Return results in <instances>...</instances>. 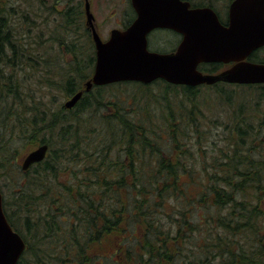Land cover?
I'll return each mask as SVG.
<instances>
[{
	"label": "trees",
	"instance_id": "trees-1",
	"mask_svg": "<svg viewBox=\"0 0 264 264\" xmlns=\"http://www.w3.org/2000/svg\"><path fill=\"white\" fill-rule=\"evenodd\" d=\"M0 3V192L26 243L18 264H102L103 244L115 234L133 240L137 225L143 240L118 245L113 259L264 264V84L120 82L67 109L57 92L83 90L96 62L82 0L60 13L49 37L32 0ZM258 55L251 60L264 63ZM202 106L216 130L201 124ZM208 132L221 134L219 146L199 141ZM41 144L46 158L23 170L22 149Z\"/></svg>",
	"mask_w": 264,
	"mask_h": 264
},
{
	"label": "water",
	"instance_id": "water-1",
	"mask_svg": "<svg viewBox=\"0 0 264 264\" xmlns=\"http://www.w3.org/2000/svg\"><path fill=\"white\" fill-rule=\"evenodd\" d=\"M136 19L124 30L114 29L107 41L98 34L89 0L87 24L96 45V65L92 85L104 86L122 81L150 84L163 79L171 84L198 86L219 81L230 84H264V63L248 60L264 47V0H233L229 7V25L223 26L210 7L190 8L182 0H131ZM157 28H170L184 38L173 53H158L148 48V35ZM202 62H236L219 74H203ZM79 91L66 103L73 108L81 99ZM48 144L29 152L22 163L28 170L42 162ZM26 249L21 235L9 223L0 192V264H18Z\"/></svg>",
	"mask_w": 264,
	"mask_h": 264
},
{
	"label": "rangeland",
	"instance_id": "rangeland-1",
	"mask_svg": "<svg viewBox=\"0 0 264 264\" xmlns=\"http://www.w3.org/2000/svg\"><path fill=\"white\" fill-rule=\"evenodd\" d=\"M67 1L69 2L68 4H67ZM72 1H74V0H32V3H33V7L31 8L32 14L34 17H37L36 22L39 25L42 23L39 30L43 29V32H45V35L49 37V34L51 33L49 31V28H50V30H52L53 28H55V26H59V24L61 23L60 13L62 11L64 12L65 10H67L69 8L68 6L73 4ZM89 1H90V5H91V12L93 13V15L95 17V21H94L95 28H96L97 32L101 35V37L105 40L109 38L112 30L117 29V28L119 29L122 27L121 23L123 22L124 18H128L124 14L127 11L129 13V15L132 13L131 6H130V0H89ZM232 1L233 0H215L214 1V5H215L214 7L217 8L221 12H225V9H224L225 6L227 4H230V2H232ZM0 2H1V0H0ZM57 2H58V4H57ZM82 2H83V9L85 10V21H84V23L87 25L86 3H85V0H82ZM55 3L57 5H55ZM0 5H1V3H0ZM23 7L26 8L27 5L23 4ZM41 7H43L42 8L43 10L40 9ZM47 7H49V8L52 7V9L50 10V12H47V15L45 16V18L42 19V18L38 17L41 12L43 13L45 10H48ZM130 17H131V15H130ZM124 22H128V21H124ZM63 25L69 26V24L65 21H63ZM71 28L73 30L78 29L77 27H71ZM156 38H158V34H156V36L154 37L155 41H156ZM154 40H152L151 47L157 46L155 44ZM54 53H57L56 50H54ZM257 54H259L257 58H264V50H259L257 52ZM128 87L129 86H126V88H128ZM84 88H85V85H84ZM229 88H231V87H229ZM156 90H157V88L154 87V91H156ZM57 93L59 94L58 99H57L58 105L63 104L65 107V102L67 100H69L70 97H67L62 92H57ZM207 98H209V97H207ZM227 108L228 107L225 106L223 108L221 107L220 109L222 111H225ZM202 110H203L204 114L203 115L199 114L200 115L199 118L202 120L201 124L203 125V127H206L209 125L211 127V129L216 130L217 127L210 123V119L214 120L215 118L210 115V111H209L208 107L202 106ZM218 118H220V117H218ZM225 120L226 119H222V122H225ZM202 125H201V127H202ZM224 127L225 126L223 124L218 125V128H224ZM225 130H226V127H225ZM210 134L211 133L208 132V135H205V133H204L203 137L199 136V141L201 140V138H202V140H206V139L213 140L214 137ZM220 139H221V134L220 135L215 134L214 140L218 143V146L220 145ZM188 143L189 144H187V145H189V146L187 147V149L193 151L194 148L190 147V146H192L193 141L191 144H190V141H188ZM18 146H19V144H18ZM36 147L37 146H35V145L34 146L29 145L28 147H25V148L22 147L23 148L22 153L18 158L21 165L23 163L25 156L29 152L34 150ZM189 155L190 154H187V156H189ZM192 156H194V159L196 158L195 162L193 163V166L195 165L197 167H201V163H199L201 161V159L199 158L198 153L197 152L193 153ZM185 179H187V178L185 177ZM194 192L196 193V189L194 190ZM172 208L173 207L170 205V203L167 202L166 211L170 212V210ZM166 220L169 221V219H166ZM133 233H134L133 240L124 239L123 234H115L112 236V239L110 241L105 242L103 244L101 252H102V254L108 255V257L105 258V260L103 261L102 264H132L133 261H129V263H128L124 259V256H122V254L115 259L112 258L111 254L116 252L118 245L125 243V241H127V240L130 242H136L139 239L141 241L143 240V237H142L143 228L140 225H137L133 228L132 234ZM136 237L138 239H136ZM129 258L133 259V257H129Z\"/></svg>",
	"mask_w": 264,
	"mask_h": 264
},
{
	"label": "flooded vegetation",
	"instance_id": "flooded-vegetation-1",
	"mask_svg": "<svg viewBox=\"0 0 264 264\" xmlns=\"http://www.w3.org/2000/svg\"><path fill=\"white\" fill-rule=\"evenodd\" d=\"M182 1L190 2V8L191 9L199 8V7H210V8H212L216 12V14L218 15L221 24L225 27H227L229 25V21H230L229 7H230L231 3L227 4L225 6V8H224L225 12H221L213 6H209V5L201 6V5L196 4L195 2H193L191 0H182ZM130 6H131V11H132V13L130 14L131 17L129 15L128 11L124 14L128 18H124L123 22L121 23L122 27L119 28L120 30L126 29L136 19L137 14H136L135 9L132 6L131 0H130ZM124 21H128V22H124ZM88 28L91 32V35L93 36L91 27L88 26ZM156 34H158V38H156V41H155L154 37L156 36ZM110 36H111V34H110ZM110 36H109V38H110ZM183 38H184L183 34H181L180 32H177L173 29L157 28V29H154L153 31H151V33L148 35V48L150 51H154V52H158V53H165V54L166 53H173L177 50L178 46L183 41ZM103 40L106 41L107 39L106 40L103 39ZM152 40H154L155 44L157 45L156 47H151ZM260 49H262V48H260ZM260 49H258V50H260ZM258 50L253 52L251 54V56L248 58V60L252 61L251 59H252L253 55L256 52H258ZM95 56H96V50H95ZM235 63L236 62H229V63H225V62H202L198 65V70L200 72H202L203 74H219V73L226 71L227 69L231 68ZM95 65H96V62H95ZM94 71H95V66H94ZM94 71H93V74H94ZM93 74H92L91 78L85 82V87L87 86V83L92 80ZM217 85L230 86L233 84L223 82V81H219L217 83H214L213 85L201 84V85L192 86V87L217 86ZM235 85H238V84H235ZM180 86H188V85H180ZM94 87H100V86L92 85L89 89H86L85 91L84 90L83 91L88 92L91 89H93Z\"/></svg>",
	"mask_w": 264,
	"mask_h": 264
}]
</instances>
